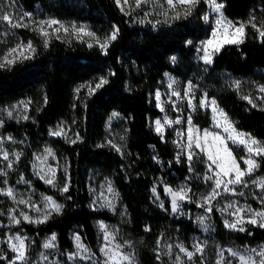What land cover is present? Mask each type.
Masks as SVG:
<instances>
[{
    "label": "trees",
    "instance_id": "obj_1",
    "mask_svg": "<svg viewBox=\"0 0 264 264\" xmlns=\"http://www.w3.org/2000/svg\"><path fill=\"white\" fill-rule=\"evenodd\" d=\"M220 1L231 19L245 18L254 12L264 21V0ZM9 4L39 16L87 22L102 37L118 29L106 53L97 45L88 47L75 40L51 39L46 43L32 31L17 29L31 40L35 52L30 54V59L0 68V106L28 101V118L7 121L4 125L21 151L16 172L10 175L9 182L17 185L22 177L36 191L54 195L63 205L44 222H21L16 228L28 233L35 246L42 236L53 232L60 249H70L69 233L79 226L84 240L93 246L97 241L94 221L116 220L110 212L89 206L88 175L96 171L110 176L119 193L127 214L122 229L132 241L139 264H162L164 254L158 251L162 241H170L176 234L199 232L191 219L172 211L165 188L187 177L190 169H193L192 178H201L205 159L200 154L189 164L183 155H177L172 133L161 136L150 127L149 117L159 114L151 93L165 71L182 80L193 73L198 90L214 98L237 129L264 140V106L254 107L231 81L234 77L264 85V37L248 24L242 43L222 45L211 63L203 67L193 63L194 48L188 43L203 38L209 31L202 16L206 8L203 1L187 16L183 7L178 8L179 18H174L176 13L164 4L162 7L133 5L131 10L121 11L115 0H0V8ZM0 23L1 31L5 30L1 20ZM173 55L177 59L175 64L171 61ZM100 78L107 83L91 95L80 89L76 96V84L98 83ZM113 111L125 120L122 152L104 142V123ZM62 119L74 124L78 132L75 141L49 135L50 128ZM192 120L209 126V112L197 108ZM44 144H50L67 158L65 197L32 174L33 152ZM232 149L239 158L241 154L235 147ZM257 172H264V157L259 160ZM10 202L6 195L0 194V214L6 212ZM213 219L214 228L209 236L212 243L251 245L264 241L263 227L247 224L244 231H239L225 227L217 213ZM78 262L101 264L89 260Z\"/></svg>",
    "mask_w": 264,
    "mask_h": 264
},
{
    "label": "rangeland",
    "instance_id": "obj_2",
    "mask_svg": "<svg viewBox=\"0 0 264 264\" xmlns=\"http://www.w3.org/2000/svg\"><path fill=\"white\" fill-rule=\"evenodd\" d=\"M201 1H203L206 5L202 16L204 22L209 26V31L203 38L188 42L194 48V55L192 59L194 64L200 63L203 67L209 64L205 63L203 59V56L205 55L204 42L213 40V46L207 48V51L213 56L216 52L215 48L217 46L220 48L222 45L227 44L224 41L228 39H242L244 35L243 37H240L239 34L235 32V28L239 27L241 23L246 26L251 20L256 24V30L258 28L264 30V21L258 19L254 12H251L245 18L231 19L226 16L224 7L221 9L224 19L221 26L217 28L215 20L218 18V14L209 7L205 0ZM217 3L223 4L220 0H217ZM163 4L168 7L166 0H164V2L161 0H148V2L145 3V5L151 7H162ZM121 5L123 6L124 11L131 10L133 5L136 6L135 0H128L127 4H124L123 0H121ZM119 8L121 9V6H119ZM0 15L10 16L12 23L20 22L22 24L30 25L29 27L14 28L8 21L1 20L2 24H4L5 30L1 31L3 26H1L0 23V43L2 44H0V56H3L8 49L14 48L18 44L27 45V43L31 41L28 38H24L23 35L17 31L18 28H23L36 33L44 42H48L51 39H61L66 41L75 40L86 44L91 43L92 45H97L95 39L92 37L82 36V38H78L76 33L71 30L73 25L77 28L80 26H86L87 30L95 33L101 43L105 42L106 39V37H102L87 22L39 16L36 13L23 10L12 4L0 8ZM205 16L208 17L207 21L204 19ZM48 20L59 21L65 28H68L69 31L65 32L61 28L60 31L57 32L56 29L60 28V24H54L51 27H48L47 25L44 26L45 31L49 33L48 37H44L39 32L32 30L37 26V22ZM227 21H231L232 24H227ZM214 29L217 32L215 37L212 35ZM32 46L34 47L33 43ZM171 61L175 64L177 62L176 56H171ZM195 77L196 75L192 73L187 79L182 80L176 74L165 71L162 80L151 93L154 106L159 110V114L154 117H149L150 127L161 136H163L166 132L172 133L177 155H183L189 164L192 163L194 157L197 158L200 154H202L205 159V171L201 178L198 176H194V178H192L193 169H190L187 177L178 180L176 185L167 186L165 188V195L169 198L170 204L173 192H177L181 188L187 190V198L182 200V212L186 219H191L193 221L199 229V232L189 233L187 235L176 234L170 241H162L159 244L158 251L160 250V252L164 254L162 264H181V261H183V264H217V262L221 259V252L223 253V264H239L238 259L231 255L228 251L229 249L240 253H243L246 249L251 248L259 250L261 246H264V241L251 245L235 244L230 242L212 243L209 236L214 228L213 214L217 213L219 215L225 227L226 221L229 224L236 223L235 230H239L240 228L244 229L247 224H252L249 220L253 218L257 220V223L252 225L260 226L261 223H264V218L254 215L257 212H264V189L260 187L261 181H264V172L258 173L257 167L251 175H245L243 177L244 183L229 185V188H234L235 192L224 191L222 185L221 188L216 189L219 193L218 195L210 200L206 199L211 195L213 189L215 188V180L217 179L215 173L219 171V169L215 165H212V167L209 168L211 162L207 158V153L201 152V150L196 147L195 138L197 136L202 137L204 131L219 133L220 136L225 138L227 147L231 150L232 155L235 157L237 162H239L240 168L243 170L247 166L244 164L242 158L247 159L249 153L247 152L245 146L240 145L239 143H233V141L227 139V137L230 134H235L231 132L232 128L235 129L236 133H244L246 135L250 133L237 129L227 115V121H225L219 111L213 112L210 101L214 98L206 95L205 92L198 90V86L194 82ZM231 81L243 98L248 97L252 104L264 106V92H261L259 88L261 84L251 80L234 77H231ZM236 82H239L238 88L236 87ZM96 83L97 81H83L76 84L74 87L76 96L78 88L88 91L86 87H81L82 85L91 84L94 87ZM189 84L192 85L191 91H189L188 88ZM169 85H171V87ZM157 93H159V99L157 98ZM173 93H179V95H174ZM205 95L209 101V106L207 107L201 105V101L205 98ZM249 99L246 100L249 101ZM216 106L218 110H222L217 103ZM197 108L207 110L209 112V126H201L193 122L192 115L197 111ZM9 112L12 113L11 116L8 115ZM113 113H116L117 115L114 116ZM223 113L225 112L223 111ZM25 117L28 118L27 100H19L5 106H0V189L7 190L11 188L15 196V199H13L12 197L6 195L11 202L7 207L6 212L0 214V257L8 258H0L3 260L0 264H9V260L14 258L16 255L8 246V238L13 237L10 242L18 243L15 239L17 236L25 242L28 264H79V260H89L93 263L99 262L104 264L107 257H105L104 253L101 252V248H103L105 244H109V241L103 238L104 232L101 230V224L106 225L107 231L115 236V240L111 241L110 247L115 244L123 245L122 251L125 254H130L132 256V264H139L133 250L132 241L122 229V225L126 222L127 214L119 193L110 176H102L96 171H92L88 175L87 186L90 196L89 206L93 209L106 210L110 212L116 220L107 221L99 218L94 221V225L97 230V241L93 246L84 240L80 233L79 226H75L69 233V237L72 241V247L70 249H60L56 239L54 241L55 247L44 248V244L48 242L53 235H55L53 232L42 236L39 239V245L35 246L32 237L28 233H26L22 228H16L18 224L13 222V217L19 219L20 223H29L23 219L21 212L26 213L33 221H36L43 219L45 215H47L48 218L50 214L56 212L51 207V202H55L61 206L63 205L62 200L56 198L54 195L36 191L33 187L29 186L28 181L24 180L22 177H19L17 185L9 182V178L11 177L10 175L16 172V165L21 157V151L18 146H16L17 141L8 131L4 129V125L7 121H23L27 119ZM157 120H159L163 126V130L161 132H157L156 130L155 122ZM177 120L180 122L177 123ZM229 124L231 127L229 131L226 132L224 129L225 127H228ZM104 128V142L116 150L119 149V152H122L126 136L125 120L122 115L115 111L111 112L104 123ZM189 130L192 131L193 136L191 148L188 147L190 143ZM55 132H60L61 135H53ZM49 135L67 142H73L78 138V132L74 124L64 119L60 120L50 128ZM250 136L264 145L263 139H258L251 134ZM201 143H203V141H201ZM232 147H235L241 154L239 158L236 156ZM189 152L192 153L191 161L188 159ZM5 153L8 155L7 160L4 159ZM253 158L256 160L257 165H259V160L262 157L253 156ZM31 170L34 177L54 188L58 194L65 197V191H63V189L65 186L68 187V161L64 155L58 153L50 144H44L33 152ZM48 179H52L53 183H47L46 180ZM196 180L198 182H196ZM253 181H256V183H253ZM192 182L197 184H193ZM195 185H198L199 187H196ZM109 189H111V191H109ZM166 189H170L171 192L166 191ZM0 194L5 195L3 192H0ZM46 198H51V202ZM21 200H24L27 203H20L19 201ZM229 205H232V207H229ZM37 209H39V211H37ZM209 209H211V211H209ZM237 209H242V211L237 213ZM238 217L242 218L239 222H237ZM77 236L79 237V241L76 239ZM193 243H200L203 246V255L201 256L200 254H197L190 262L183 253L179 252L177 245L182 244L191 251L193 250ZM78 244L82 245L83 248L88 249V252H84L83 248L78 247ZM168 245L172 246L171 249L167 247ZM70 254H75V256L72 259H69ZM86 256H91L92 258L82 259V257ZM43 257H46V259ZM16 264H21V262L17 261ZM124 264H128V262H124Z\"/></svg>",
    "mask_w": 264,
    "mask_h": 264
},
{
    "label": "snow or ice",
    "instance_id": "obj_3",
    "mask_svg": "<svg viewBox=\"0 0 264 264\" xmlns=\"http://www.w3.org/2000/svg\"><path fill=\"white\" fill-rule=\"evenodd\" d=\"M148 0H135L136 7H140L142 4L147 3ZM201 0H166V4L168 5V8L171 9L176 13L174 18L180 17V12L177 10L178 8L183 7L184 9V15H190L191 9L195 7L197 4H199ZM205 2L209 5V7L218 14V18L215 20V24L217 28H219L223 21V13L221 9L224 7L222 3H217V0H205ZM124 4L128 3V0H123ZM116 4L118 6H121V11H124L123 6L121 5V0H116ZM166 14V13H165ZM205 21L208 20V17H204ZM254 19V18H253ZM0 20L8 21L12 27H29L28 24H22L20 22L12 23V20L10 16L8 15H0ZM251 24L253 28H256V24L253 23L251 20L248 22ZM54 24H60V28H57L56 31L59 32L62 28L65 32H68L69 29L65 28L63 24H61L59 21L56 20H48V21H39L37 22V26L34 27L32 30L39 32L44 37H48L49 33L45 31L44 26L47 25L48 27H51ZM227 24L231 25V21H227ZM244 28L245 25L243 23L240 24L239 27L235 28V32L239 34L240 37H243L244 35ZM72 32L76 33L78 38H82V36H88L95 39L96 44L105 51L107 50L108 43L112 40L116 39L118 29H115L108 37H106L105 42L101 43L100 39L96 37L95 33L87 30L86 26H80L77 28L75 25L71 28ZM260 36L264 37V30L257 29ZM213 37L217 35L216 30H213L212 33ZM226 43H242V39H228L224 41ZM47 43V41H46ZM205 43V55L203 56V59L205 63H211L212 55L210 52L207 51L208 47L213 46V40H208ZM93 45L91 43L88 44V47H92ZM216 51L219 50V46L215 48ZM35 48L32 46V42L29 41L27 45L18 44L14 48H10L7 50V52L0 56V68L5 67H11L13 66L18 60L21 59H30L31 55L30 53H34ZM29 53V54H26ZM174 60V58H173ZM107 83V80L104 78H100L99 82L95 84L93 87L91 84L89 85H82L81 87H86L88 89L89 94L91 95L95 89L102 87L104 84ZM171 87V85H169ZM236 87H239V82H236ZM189 91L192 89V85L189 84L188 86ZM260 91L264 92V85L259 86ZM80 89L78 88L77 91ZM174 95H179V93H173ZM157 98L159 99V93H157ZM245 99H249L248 97H244ZM249 103H251V100L249 99ZM210 104L212 106L213 112H220V115L224 117L225 121H227V116L225 113H223L222 110H218L216 106V101L213 99L210 101ZM201 105L204 107L209 106V101L207 100V97L205 95V98L201 101ZM255 107V105H253ZM9 116L12 115L11 112L8 113ZM113 115H117L116 113H113ZM27 118V117H25ZM177 123L180 121L177 120ZM156 130L157 132H161L163 130V126L161 125V122L157 120L156 122ZM231 125L229 124L228 127H225V131L228 132ZM233 134H230L227 139L232 140L233 143H239L240 145H243L246 147L247 152L249 153V156L247 159H243L244 164L247 166L245 169L240 168L239 162L235 159V157L232 155L231 150L227 147V142L224 137L220 136L219 133H212L208 131H204L203 136H197L195 138V145L197 148L201 150V152L207 153V158L211 162L209 165V168L212 167V165H215L219 171L215 173L217 179L215 180V188L213 189L210 196H208L206 199L210 200L219 193L216 191V189L221 188L223 185L224 191H233L235 192L234 188H229V185H236V184H242L244 183L243 177L245 175H251L253 171L258 167L256 160L253 158V156H261L264 157V145H262L259 141L252 138L250 134L246 135L244 133H236L235 129H231ZM53 135H61L60 132H55ZM193 140L192 131L189 130V145L188 147H192L191 141ZM203 141V143H201ZM119 151V149H117ZM4 159H8V155L4 154ZM188 159L191 161L192 159V153L189 152ZM43 178V177H41ZM47 183L52 184L53 180L48 179L46 180ZM253 183H256V181H253ZM260 187L264 189V181H261ZM67 186L64 187L63 191H67ZM111 191V189H109ZM155 191V189H153ZM166 191L171 192L170 189H166ZM0 192H3V194L12 197L15 199L13 190L11 188L7 190L0 189ZM187 198V190L181 188L177 192L172 193V201H171V207L172 211L175 213L179 210V204L178 201H182ZM51 202V198H46ZM20 203H27L24 200L19 201ZM51 207L56 211L59 212L62 208L61 205L56 204L55 202H51ZM229 207H232V205H229ZM39 211V209H37ZM211 211V209H209ZM237 213L242 211V209H237ZM255 216H259L264 218V212H257L254 214ZM21 216H23V219L28 221L29 223H41L44 222V220L47 219V215L43 217V219L33 221L31 217H29L26 213L21 212ZM13 222L19 224L20 220L16 217H13ZM242 219L241 217H238V221ZM250 223L256 224L257 220L255 218L249 220ZM226 227L229 228H236V223L229 224L227 221L225 222ZM101 230L104 232V239L109 241V244H105L103 248H101V252L104 253V256L107 257V259L104 261V264H124V262H128V264H132V256L130 254H125L122 251L123 245L121 244H115L114 246L110 247L111 241L115 240V236L107 231V226L101 224L100 225ZM260 227H264V223L260 224ZM239 231H244L243 228H240ZM13 239V237L8 238V246L11 248L12 252L16 255L14 258L9 260V264H16L17 261H20L21 264H28V256H27V248L25 245V242L23 239H21L19 236L15 237V239L18 241V243H11L10 241ZM56 237L53 235L48 242L44 244V248H53L55 247L54 241ZM77 241H79V237H76ZM79 248H83L82 245L78 244ZM169 249H171V245L167 246ZM179 248V252L183 253L184 256L187 258L188 261H192L193 257L197 254L203 255V246L200 243H193L192 249L189 250L184 245H177ZM84 252H88V249L83 248ZM233 257H236L239 261V264H264V246H261L259 250L251 248L246 249L243 253H240L238 251H233L232 249L228 250ZM75 256V254H70L69 259H72ZM221 259L217 262V264H223V253H220ZM2 259H8L7 257H0ZM46 259V257H43ZM91 256L82 257V259H91ZM159 259V257H157ZM258 258V259H257ZM179 259V257H178ZM181 264H183V261H181Z\"/></svg>",
    "mask_w": 264,
    "mask_h": 264
},
{
    "label": "built area",
    "instance_id": "obj_4",
    "mask_svg": "<svg viewBox=\"0 0 264 264\" xmlns=\"http://www.w3.org/2000/svg\"><path fill=\"white\" fill-rule=\"evenodd\" d=\"M179 204V210L176 212L178 216H181L183 214V202L182 201H178Z\"/></svg>",
    "mask_w": 264,
    "mask_h": 264
}]
</instances>
